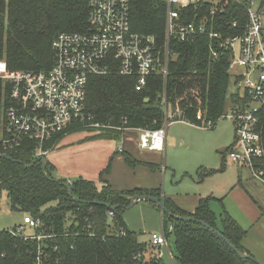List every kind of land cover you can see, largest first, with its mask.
<instances>
[{"label":"trees","instance_id":"1","mask_svg":"<svg viewBox=\"0 0 264 264\" xmlns=\"http://www.w3.org/2000/svg\"><path fill=\"white\" fill-rule=\"evenodd\" d=\"M130 9L132 29L154 34L162 42L163 1L131 0ZM88 10V0H0V60L12 71L49 69L52 40L61 32L84 31ZM186 13L185 20H191L192 7ZM243 13L240 6L231 4L222 14L204 20L206 30L217 32L222 38L238 34L245 21ZM239 16L238 26L231 27ZM215 43L207 34L187 42L173 38L174 56L169 60L166 80L154 74L139 91L135 90L132 77L121 76L114 70L104 76L89 77L83 106L85 119L73 122L66 132L93 128L101 135L117 137L126 136L125 128L157 129L163 120L165 95L171 120L197 125L218 120L234 97L229 91L232 83L227 72L229 54L218 50L213 58L209 47ZM8 102L9 86L0 80V137L3 109ZM90 123L99 126L91 127ZM63 135L47 144L57 142ZM230 148L220 151L222 162L217 169L197 170L199 180L223 171ZM31 149L30 143H26L15 152L2 154L0 144V195L6 192L11 210L39 219L40 226L34 233L44 238L25 239L10 234L7 228L1 230L0 251L4 255L0 264H164L159 250L149 241H139L138 233L128 229L122 218L132 196L161 197L159 188L117 191L102 177L100 187L95 181L81 177L68 183L64 178L52 176L53 166L48 162L44 173L41 161L44 157H34ZM124 157L127 164L136 163L128 153ZM109 165L102 173L108 172ZM256 168L264 178V159L256 163ZM212 198H199L191 212L166 197L163 204L171 215L157 207L163 212L164 222L173 225L169 247L171 244L175 260L178 264H260L240 257L239 252L252 256L241 244L246 230L225 211L217 227V217L209 207ZM108 210L113 211L110 223ZM174 215L191 216L195 220H179Z\"/></svg>","mask_w":264,"mask_h":264},{"label":"built area","instance_id":"2","mask_svg":"<svg viewBox=\"0 0 264 264\" xmlns=\"http://www.w3.org/2000/svg\"><path fill=\"white\" fill-rule=\"evenodd\" d=\"M164 3V37L158 42L154 34L135 31L130 20L131 0H88L87 28L84 31L61 32L51 42L52 64L47 70L12 71L0 60V80L9 86V102L3 109L0 144L2 154L15 152L30 143L34 157L43 158L66 133L69 125L85 119L83 106L86 84L91 76H104L114 70L132 77L135 90H141L150 76L159 74L166 80L169 60L174 56L171 40L193 41L207 34L216 40L209 50L213 58L218 50L229 54L227 72L234 85L233 100L219 119H228L234 127L233 142L226 158L245 166L254 179L264 184L262 171L256 163L264 159V0H162ZM240 6L245 21L240 33L220 34L206 30L204 20L222 14L229 5ZM192 7L191 20H185ZM202 14V19L199 15ZM238 18L231 27L238 26ZM163 120L157 129L125 128L138 132V146L164 152L165 132L172 112L166 95L162 99ZM200 115L198 114V117ZM89 119V117H87ZM218 119V120H219ZM201 124L210 128L218 121ZM98 127L97 123L88 124ZM68 183L71 181L67 180ZM160 226L150 234L152 246L165 250L171 264H178L169 247L171 223L159 214ZM113 211H107V219ZM40 220L29 214L22 224L7 231L25 239L41 240L35 234ZM25 226L32 230L25 233ZM4 253L0 251V257ZM39 263V257H36Z\"/></svg>","mask_w":264,"mask_h":264},{"label":"rangeland","instance_id":"3","mask_svg":"<svg viewBox=\"0 0 264 264\" xmlns=\"http://www.w3.org/2000/svg\"><path fill=\"white\" fill-rule=\"evenodd\" d=\"M229 91L234 92L233 83L230 84ZM169 125L170 122H168V126ZM168 126L167 128H169ZM214 126L215 128L206 130L204 132L212 133L215 130L221 128V131H226L228 129L232 135L234 133V127L232 125V122L228 119H219ZM130 133L134 134L136 132ZM219 133L221 135V132ZM189 134L190 136L187 135L188 138L184 139L182 144L187 142L188 143L184 144L183 146L180 144L178 146V152L177 154H174L173 158L175 163L174 165H177L178 169L182 171V168L180 166H184L186 168L183 169H188L189 171L188 175L186 176L184 172H181L177 169V177L173 182L174 189L177 192V194L175 195L177 196V199H184L187 202L189 201L186 199H188L189 197L188 195H185V193H190V190H186V185L191 184L192 182L189 177L193 171L191 169L194 167L193 164L195 162L196 157L195 152L198 150L199 143L198 140L193 138L192 133ZM217 136L218 133L211 135L210 137L205 139L203 145L209 146L217 140ZM121 141L122 136L110 137L101 135L99 134V131L97 129L93 128H82L79 130H72L63 135L54 144V146L47 151L44 156V159L51 166L53 164L56 165V170L55 168H52L51 170L52 176L55 178H64L66 180L70 179L69 181H71L81 177L95 181L97 187H100L102 185L100 177L105 179V176L107 174V172H102L103 169H105L109 164L110 156H108V151L113 149L114 152V148L119 146ZM185 146L187 147L186 149H184ZM117 154H120V157L122 155L119 152H117ZM164 156L165 152L162 153L163 163L165 159ZM159 163H161V161H159ZM160 166L163 167L162 165ZM234 170V168L227 166V169L224 172L217 173L216 175H214L215 177L208 179L207 182H211L213 186L219 187L221 184H225L226 186V183L224 182L228 181L229 185L232 186L236 181ZM244 170L247 171L249 169L247 168ZM168 172L169 168L166 169V176L164 179L165 181L167 180L168 174H170ZM159 178L160 177L158 173V180ZM193 179L198 180V176H196V173L195 175H193ZM250 180H252V178ZM165 181L162 180L161 182L162 188L164 186ZM243 181L244 178H242V184L244 185ZM250 182L251 183L244 185L246 191H244L241 187H234L236 191H234L231 197H228V201L232 199L233 204H238L239 201L240 203H242L245 215H248V217L243 218L242 216L239 222L234 218L240 224V226L246 230V234L245 237L242 239V242L245 243L250 249H253L252 251H255L251 252V255L254 257V259L260 264H264V184L259 182L258 180ZM216 201L211 200V207L212 209H214L217 216H219L220 212L222 211L223 203L221 202L222 200L218 202ZM192 207L193 206H190V208ZM25 214L26 213L11 210L6 196V192H1L0 231L4 228H9L13 227L14 225L18 226L22 224L23 216ZM159 214L160 213L155 204L146 200H139L131 207H127L126 209H124L122 213V218L128 229L136 231L138 233V240L147 243L150 240V234L153 232H157L159 229ZM217 227H220L219 219L217 221ZM31 231L32 230L28 229L25 226L23 232L30 233ZM170 240L172 242L173 238L171 237ZM170 251H173L171 244ZM160 252V257L162 258L164 264H171V261L166 251L161 250Z\"/></svg>","mask_w":264,"mask_h":264},{"label":"crops","instance_id":"4","mask_svg":"<svg viewBox=\"0 0 264 264\" xmlns=\"http://www.w3.org/2000/svg\"><path fill=\"white\" fill-rule=\"evenodd\" d=\"M170 125L168 126L169 128H166L167 131L165 132L164 163H163L162 154L160 152L156 150L142 149L138 146L137 131H131V130L127 131L128 133H125L127 135L125 137L122 134L118 135L117 137L122 136V141L120 145L117 146L118 148L117 147L114 148V152L113 149L108 151L109 154L108 156H110L109 157L110 165L104 180L109 183L112 189L117 191L131 190L133 188H143V189L159 188L161 192V197L170 198L180 208L190 212L195 208L199 198L201 197L211 196L213 197L211 199L212 201L213 200L216 201L220 199V201L222 200L221 202L223 203L224 208L222 207V211L220 212L219 216H217L214 209H212L211 201L209 203L210 209L215 213L217 217V221L219 219V222L223 211L228 213L231 217L233 216L232 218L233 219L235 218L238 222L239 220H241L240 218L242 216L243 218L248 217V215L247 216L245 215L244 207L242 203H240V201L238 204H233L232 199L228 201V197L229 196L231 197L234 191H236L234 187H241L244 191H246L244 185L251 183L250 181H255V180L257 181V179H254L251 176V173L248 172L250 170L247 171L244 170L247 169V167L228 162L227 158L225 157L224 160L225 167L223 171H216L210 175L204 176L200 180L199 178L198 180L193 179V175H195V173L197 176V170L199 168L217 169L221 165L222 161H221L220 151H223L227 147L231 146L233 142V135L231 134V132L228 129L226 131H221L220 130L221 128L215 130L212 133L204 132L206 130L215 128V126H212L210 128H204L201 125L193 124L184 120L170 121ZM130 132H136L137 134L136 133L131 134ZM219 132H221V135ZM189 133H192L193 138L198 140L199 143H198V150L195 152L196 157H195V162L193 164L194 167L191 169L193 171L189 177L192 180V182L191 184L186 185L187 186L186 190H190V193L188 194L185 193V195H188L189 197L188 199H186L189 201L187 202L184 199H180L181 200L180 201L179 199H177V196H175L177 192L174 189L173 182L177 177L176 170L178 169V167L177 165H174L175 163L173 158H174V154H177L178 152V148H179L178 146L180 144L183 146L184 144L188 143L187 142L182 144L183 140L188 138V136H190ZM217 133L218 136L216 141H214L209 146L203 145L205 139ZM186 148L187 147L185 146L184 149ZM165 150L167 151V153ZM117 152L122 154L121 157L120 154H117ZM124 153H128L133 159L136 160V163L134 165L127 164V162L125 161ZM159 161H161V163H159ZM160 165H162L163 167H161ZM52 166H53L52 168H55L56 170V165L53 164ZM227 166L235 169L234 171H235L236 181L232 186L229 185L228 181L224 182L226 183V186L225 184H221L219 187L213 186L211 182H207L208 179L215 177L214 175H216L217 173L224 172L227 169ZM180 167L182 168V171L180 169L178 170L184 172V174H186L187 176L189 173L188 169H183L186 168L184 166H180ZM167 168H169L168 173L170 174H168L167 180L165 181L164 179L166 176L165 173ZM158 173H159L160 181L158 180ZM242 178H244L243 181L244 185L242 184ZM251 178L252 180H250ZM162 180L165 181L163 188L161 186ZM190 206L193 207L190 208ZM158 211L159 213L161 212V210L159 209ZM242 241L243 240H241L242 246L250 254H252L251 252H255L252 251L253 249H250Z\"/></svg>","mask_w":264,"mask_h":264},{"label":"water","instance_id":"5","mask_svg":"<svg viewBox=\"0 0 264 264\" xmlns=\"http://www.w3.org/2000/svg\"><path fill=\"white\" fill-rule=\"evenodd\" d=\"M41 161H42V171L45 173L44 166H45V162L46 161H45V159H42ZM68 189H70V186H68ZM139 200L149 201V202L155 204L157 207H159L162 211H164V212L168 213L169 215H171V213H169L167 211V209L164 207L163 197H156V196H151V195H134V196H132L130 198V204L127 207H131L132 205H134L135 203H137ZM173 217L176 218V219H179V220H184V221H193V220H195V218L194 217H191V216H175L174 215ZM107 222L109 223V220L108 219H107ZM200 223H202L204 226L212 229L206 223H203V222H200ZM212 230H214V229H212ZM226 242H228V240H226ZM230 246L232 248H235L232 244H230ZM239 255L242 258H247V259H253V260H255L252 256H250L248 254H245V253L239 252Z\"/></svg>","mask_w":264,"mask_h":264}]
</instances>
